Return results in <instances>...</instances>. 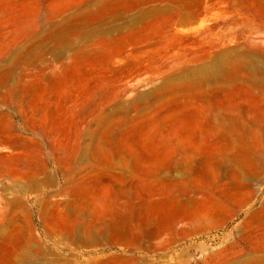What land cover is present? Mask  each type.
<instances>
[{
    "label": "rangeland",
    "instance_id": "374dc122",
    "mask_svg": "<svg viewBox=\"0 0 264 264\" xmlns=\"http://www.w3.org/2000/svg\"><path fill=\"white\" fill-rule=\"evenodd\" d=\"M0 264H264V0H0Z\"/></svg>",
    "mask_w": 264,
    "mask_h": 264
}]
</instances>
